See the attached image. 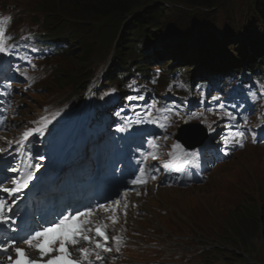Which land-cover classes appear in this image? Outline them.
Wrapping results in <instances>:
<instances>
[{"label": "snow or ice", "instance_id": "obj_1", "mask_svg": "<svg viewBox=\"0 0 264 264\" xmlns=\"http://www.w3.org/2000/svg\"><path fill=\"white\" fill-rule=\"evenodd\" d=\"M4 30L0 28V54H11L10 49L5 46L4 40ZM137 98L143 99V97L138 96ZM217 99V98H213ZM223 107V105H221ZM146 115L151 116V112L146 113ZM228 117L232 120H235L236 117L231 113H227ZM137 123H143V120H137ZM156 122V121H151ZM51 121H44L41 127H33L28 130H25L22 133V141H18L15 144V150L18 153L20 149L26 148L27 143L30 142L29 138L35 135L43 136L45 131L48 129ZM246 123V121H245ZM164 127L163 124L160 125ZM123 127L120 128V131H124ZM245 136V131L237 127L231 136V143L240 144L243 146V138ZM255 137V133H253ZM225 143H229V140L225 138ZM13 145L9 144V148H12ZM9 154L5 149H0V160L3 159V155ZM227 154V153H226ZM171 155V153H170ZM43 159V156L40 157ZM153 159L156 157L153 156ZM183 163H191L185 158ZM143 163V161H142ZM170 164L166 162L163 167L168 169ZM28 169L33 167L39 168L40 165H28ZM141 172H144V169H140ZM159 171V169H155ZM4 172H13L17 173V176L11 178V185L4 187L3 184L5 180L9 177L3 175ZM0 228H4L6 232H16V229L13 225H16V220L14 219L16 213L13 205L16 204L17 200L21 197L18 194H22L25 189L29 187L30 181L33 180L32 171H24L17 169L16 167H4L0 165ZM155 179V177H152ZM147 181L141 179L139 175H136L134 179L130 181L132 185L142 186ZM134 189H128L123 194L127 196L128 191H133ZM7 194V199L4 198L2 194ZM139 195V193H137ZM11 201L9 203L8 201ZM114 203L119 206L121 201L117 199ZM99 209H104L105 205H97ZM127 208V205H124ZM126 214V212H125ZM95 215L94 208L91 205H86L84 210L74 209L69 212L65 209L64 212L57 213L54 219H45L41 217L43 223L39 221L36 222V228L32 229L27 236L20 237L18 234L8 236L6 239L0 238V253L5 254V260L0 261V264H93L89 260L90 249L88 247H79L76 248L81 242L92 243V237L102 238L104 243H101L100 240L95 241V249L104 251H110V248L107 247V241L109 240V235L106 229V226L97 224L94 228L92 227L94 221L93 217ZM112 223L115 224L117 221L112 220ZM18 227V226H17ZM118 243L120 237L117 236L114 238ZM27 245L29 249H35L38 252L39 259L31 258L32 252L26 251L24 247L17 246L18 244ZM70 248L72 250H70ZM73 250L76 251L80 259L73 258ZM118 250V249H117ZM14 252L15 258H13L12 253ZM52 253H56L52 255ZM47 257V259H44ZM102 258L99 254L96 255L95 260L100 261Z\"/></svg>", "mask_w": 264, "mask_h": 264}, {"label": "bare ground", "instance_id": "obj_2", "mask_svg": "<svg viewBox=\"0 0 264 264\" xmlns=\"http://www.w3.org/2000/svg\"><path fill=\"white\" fill-rule=\"evenodd\" d=\"M152 50H153V46H152ZM110 109H108V111H110ZM122 112H125V110L123 109ZM262 131L264 132V126L262 127ZM114 135H116V134H114ZM259 138H260V140H264V135H263V137H259ZM244 153H246V154H244ZM254 153L257 155V157L253 159ZM94 159L96 160V157H94ZM217 159L210 164L205 163L203 165H200L199 169L196 170L194 177H199L209 166H213L216 163ZM235 161H237V163L241 169H245V170L241 171V170L234 168ZM202 168H204V169H202ZM249 168L260 169V171L262 173V175L260 174L261 178H255V180H260L261 186L264 189V149L262 150V149L256 148V150H245L241 155L236 153L232 158L221 163L214 170L212 169V171L209 172V174L211 175L213 173H216L217 175L212 176L211 180L208 178H206V179L203 178L199 181L197 180L193 183H190L187 186H183V187L178 188L179 191H181L179 193L169 192V193H171V196L173 195V196H175V198H171V196L170 197L165 196L163 198L160 197L159 201L161 202V204L156 205L154 207V211L158 214L161 221L163 223H166L167 222L166 217L169 214L173 213V205L175 203H177L178 201H183L182 204H184L186 207H188V209L187 210H181L179 208L180 214H188L190 212H194L195 210L201 211L203 209H208V210H212V211L211 212H204V213L209 214L210 216H213L214 214H217V212H215V210H213V208L207 207L209 205V202L204 205V202L209 199L210 193L213 190L220 188L222 185H226L229 182V180L231 179V177H233L232 176V175H234L233 171L237 170L240 173L241 172L245 173L246 171H248ZM252 171H254V170H251V171L249 170V172H246L244 175L251 173ZM244 182H245V180L243 179L240 182V185H242ZM147 187L149 189L150 186H147ZM202 189L208 190L207 194L204 197H202ZM139 191H142V190H139ZM149 192H150V190H149ZM123 193H125V192H122V194ZM148 194L149 193H147L145 196H144V194L142 196H134V197H137V199H135V202L137 201L138 203L145 204L146 201L149 200ZM194 194H197L196 195L197 201L194 199L195 198ZM130 196L132 197V195H130ZM183 196H187V197L183 198ZM244 197H248L247 200L242 201V202H246V204L241 202V203L235 205V202L233 201L232 202V206H234L233 210L232 211L230 210L232 207L231 205L228 206V208H229V215H233V216L237 217L242 222L243 225L245 224V221L240 216H244V217L246 216L247 221H249L248 224H246L244 226H239L237 228V230L239 232H241V235L239 236V240H238L239 243L235 244L232 247V249L236 250L239 254L246 256V255H250V253H254L255 249L252 245L253 242H256V244H255L256 248H259V249L262 248V251H264V216H260V217L258 216V213L264 214V211H262V209L260 207H251L250 202L248 203V200L253 198V197H250L247 193L244 194ZM254 197H256V195ZM94 212H95V215L93 217L94 222H99L102 220V221L108 222L109 224H113L112 218L117 219V217L113 215V212L108 211L107 208H106V210L95 208ZM230 212H235V213L230 214ZM120 218H121V216H120ZM34 225H36V223ZM99 225L106 226L108 224L99 223ZM95 226H93V228ZM226 231L230 232V229L226 228ZM254 234L257 237H254L253 236ZM17 246L24 247L26 249V251L32 252V256H35L37 254L32 249H29L27 245L19 244ZM228 248H226L224 251H227ZM12 254H14V252ZM262 258H263V262H264V256Z\"/></svg>", "mask_w": 264, "mask_h": 264}, {"label": "rangeland", "instance_id": "obj_3", "mask_svg": "<svg viewBox=\"0 0 264 264\" xmlns=\"http://www.w3.org/2000/svg\"><path fill=\"white\" fill-rule=\"evenodd\" d=\"M24 1L25 0H18L17 3H23ZM218 4L219 5H217V7L209 10L208 12H202L200 9L199 11L202 14L208 13V15L212 16L214 22L218 24V27L220 28H222V25L225 23L230 27V29L235 30L236 28H239V30L243 32L244 26H247L250 22L254 24L258 22L256 18L251 17V0H221V3L218 2ZM186 13H191V11L181 14L178 12L175 18H169L167 20L168 23L165 24L168 26L170 25V23H173V25L178 27L180 25V22L185 21ZM193 13H197V11H193ZM177 56H180V54L177 53ZM234 168L241 171L245 170L241 169L238 163L234 165ZM249 170L254 171L244 175L246 172H249ZM246 172L240 173L237 170L233 171L234 175H232L233 177H231L229 182L226 185H222L220 188L213 190L209 195V199L204 202V205L209 202V205L207 207L213 208V210L217 212L218 218L221 222H223V219L233 216L227 213L229 212L228 206H232L233 201L235 202V205H237L243 200H247L248 197H244L245 193H247L250 197H253L251 198L252 201L255 199L260 205H264V189L261 186L260 180H255V178H261L260 174L262 175V173L260 169L249 168ZM243 179L245 180V182L240 185V182ZM207 191L208 190L202 193V197L207 194ZM255 195L256 197H254ZM194 199L197 201L196 197ZM251 199L248 200V203L251 201ZM242 203L246 204V202ZM233 208L234 206H232L230 210L232 211ZM211 211L212 210L208 209H203L201 211L195 210L194 212H190V214L192 215V220L195 223H199L200 221H203L205 219L204 212ZM232 213L235 212H231L230 214ZM216 226L220 227L219 223H216ZM205 227L208 230L211 228L209 224H206ZM223 234L224 232L221 231H218L217 233L213 232V235L222 236ZM255 244L256 242L252 243L255 249L254 257L263 259L262 257L264 256V251H262V248H258V250H256ZM242 256L243 255L239 254L236 250L231 248L227 251H223L220 255L213 254L212 256L208 257V260L210 262H213L214 264H242Z\"/></svg>", "mask_w": 264, "mask_h": 264}, {"label": "trees", "instance_id": "obj_4", "mask_svg": "<svg viewBox=\"0 0 264 264\" xmlns=\"http://www.w3.org/2000/svg\"><path fill=\"white\" fill-rule=\"evenodd\" d=\"M160 0H61L60 5L62 7H67L70 9V11H73L77 16H79V19H82L83 21L89 20L91 23L93 22H100V20H103V18H109L105 20V26L110 27L111 29L115 28L119 22L124 18V16L128 13H131L138 9H144L143 14L138 16L137 21H141V23H146L147 26H158V20L162 17H165L166 12H169L168 9H166L162 4L158 3ZM165 2H182L186 7L192 8V7H205L210 8L216 3H218L220 0H163ZM252 2V9H253V15L258 20V26L260 28V32L263 35V41H264V0H251ZM187 14V13H186ZM199 23L202 22V20L197 21ZM213 23V22H211ZM204 25L201 23L200 28H202ZM160 26H158L159 28ZM205 28L208 30L210 27H208V24L206 22ZM203 27V28H204ZM212 28V27H211ZM109 31L104 34L100 40L99 44H104L108 41H111L115 37V33L113 35L109 34ZM132 36L131 34L127 35L125 37L124 41H127L126 47L122 50V52L125 55H117L121 56L124 61L128 58H134L137 50L138 45H135L133 48H131L129 45H131V42H134L138 40L141 37V32L136 31L134 32ZM201 35V34H200ZM206 36L201 35L199 41L203 42L206 40ZM198 39V38H197ZM210 39V38H209ZM251 39V52L253 53L254 57H259L260 59L264 60V43H256ZM198 41V40H197ZM210 41V40H209ZM113 41H111L112 43ZM141 42V38H140ZM216 47H220V45L217 43ZM150 51L152 52V47L150 48ZM119 69H125V66H121L118 64L116 66Z\"/></svg>", "mask_w": 264, "mask_h": 264}]
</instances>
